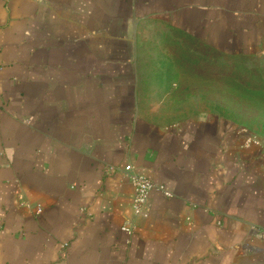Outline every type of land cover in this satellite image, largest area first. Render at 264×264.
Masks as SVG:
<instances>
[{"label": "crops", "instance_id": "obj_1", "mask_svg": "<svg viewBox=\"0 0 264 264\" xmlns=\"http://www.w3.org/2000/svg\"><path fill=\"white\" fill-rule=\"evenodd\" d=\"M160 22L264 55V0H0V264H264V143L143 110L135 39ZM126 165L172 194L147 217Z\"/></svg>", "mask_w": 264, "mask_h": 264}, {"label": "rangeland", "instance_id": "obj_2", "mask_svg": "<svg viewBox=\"0 0 264 264\" xmlns=\"http://www.w3.org/2000/svg\"><path fill=\"white\" fill-rule=\"evenodd\" d=\"M142 107L162 124L216 119L264 143V55L216 53L166 23H149L135 39Z\"/></svg>", "mask_w": 264, "mask_h": 264}, {"label": "built area", "instance_id": "obj_3", "mask_svg": "<svg viewBox=\"0 0 264 264\" xmlns=\"http://www.w3.org/2000/svg\"><path fill=\"white\" fill-rule=\"evenodd\" d=\"M241 131L244 134L250 135V133H248L244 129H241ZM246 144L261 146L263 144V141L256 136L250 135V137L246 139ZM108 170L111 172H116V169L114 167H109ZM121 172L124 178L133 187L134 198L132 204V211L135 217H147L150 196L153 191H157L167 198L172 197V194L167 191L163 186L155 184L144 175L138 173L132 165H126ZM81 211L82 213L87 215L88 218L92 216L87 209H82ZM41 212V207H38L37 214H40ZM121 230L127 233L128 235H132L134 233L135 226L134 224L127 222L122 226ZM63 247L66 246L63 245Z\"/></svg>", "mask_w": 264, "mask_h": 264}]
</instances>
